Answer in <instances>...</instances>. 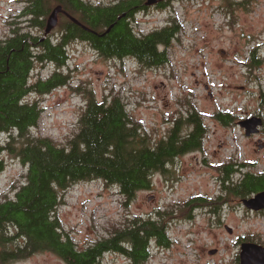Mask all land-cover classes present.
Listing matches in <instances>:
<instances>
[{
    "label": "rangeland",
    "instance_id": "1",
    "mask_svg": "<svg viewBox=\"0 0 264 264\" xmlns=\"http://www.w3.org/2000/svg\"><path fill=\"white\" fill-rule=\"evenodd\" d=\"M25 2L0 0V38L9 33L10 23L24 22ZM173 18L181 29L168 49L170 61L163 66L143 67L131 57L106 58L81 39L67 45L65 64L38 62L33 80H44L59 70L66 83L48 93L34 91L26 98L43 109L31 134L68 145L79 130L85 101L92 96L98 100L121 96L153 142L163 139L177 119L197 110L207 127L202 149L176 157L167 172L154 174L150 189L140 190L130 200L117 186L100 179L72 184L62 193L57 209L62 233L83 249L111 235L129 218L161 213L167 220L169 213L171 245L155 244L146 264H241L243 242L264 246V209L255 211L243 204L253 195L225 194L223 201L218 196L223 190L224 165L244 168L245 164L249 165L245 170L264 171V0H173L164 7L141 10L132 21L136 31L145 34L167 26ZM25 25L43 38L55 39L61 31L57 25L45 35L46 25L21 24ZM255 47L263 59L259 64L251 58ZM219 112L232 114L233 121L218 119ZM252 117H261L263 125L260 132L247 136L239 122ZM7 137L8 133L3 134L1 141ZM10 141L16 143V139ZM5 160L0 196H13L25 181L27 166L11 150ZM240 177L235 174V180ZM198 196L207 205L188 204ZM4 250L0 246V252ZM20 258L2 262L0 256V264H67L51 251ZM99 264H127V259L109 251Z\"/></svg>",
    "mask_w": 264,
    "mask_h": 264
},
{
    "label": "trees",
    "instance_id": "2",
    "mask_svg": "<svg viewBox=\"0 0 264 264\" xmlns=\"http://www.w3.org/2000/svg\"><path fill=\"white\" fill-rule=\"evenodd\" d=\"M56 5L78 16L96 33L68 20L58 24L61 31L55 39L35 36L26 25L21 26L26 23L44 28ZM143 5L144 0H120L108 6H94L86 0H26L21 13L24 22L10 23L9 33L0 38V173L6 168L8 150L27 166L25 181L16 187L14 195L0 196V246L7 249L0 252L2 262L51 251L67 264H98L103 251H115L126 257L127 264H146L155 244L171 245L169 213L167 220L166 214L158 213L129 218L108 237L79 249L70 235L62 233L57 209L63 202L62 193L82 180L100 179L115 185L127 200L140 190L150 189L155 173L167 172L176 157L202 149L207 127L199 112L191 109L186 117L174 122L163 139L153 142L121 96L104 100L92 96L82 108L77 134L68 145H60L49 137L32 136L43 109L38 102L26 100L34 91L48 93L66 83L59 70L44 80H33L32 75L38 62L65 64L67 45L74 40H88L106 58H135L143 67L169 63L168 49L181 24L173 18L161 29L138 33L132 20L144 10ZM251 54L255 64L263 61L256 47ZM217 117L225 123L234 119L223 112ZM6 133L9 143L1 141ZM241 166L244 168H221V201L226 199L225 194L251 196L264 190V171L253 172L245 170L249 165ZM236 173L241 174L237 180ZM195 201L199 206L207 205L200 196L188 204Z\"/></svg>",
    "mask_w": 264,
    "mask_h": 264
},
{
    "label": "water",
    "instance_id": "3",
    "mask_svg": "<svg viewBox=\"0 0 264 264\" xmlns=\"http://www.w3.org/2000/svg\"><path fill=\"white\" fill-rule=\"evenodd\" d=\"M164 0H147V4L152 5ZM65 12L67 13L62 5H57L49 15L45 35H48L58 24H59V14ZM73 20L79 22L75 17H71ZM239 124L245 129L246 135L250 136L260 132V127L263 125V119L261 117H252L239 122ZM243 204L251 210L260 211L264 209V190L256 193L251 198L243 199ZM230 232L233 229L227 227ZM215 252L212 251L211 254ZM241 264H264V246L255 242H243L241 244Z\"/></svg>",
    "mask_w": 264,
    "mask_h": 264
},
{
    "label": "flooded vegetation",
    "instance_id": "4",
    "mask_svg": "<svg viewBox=\"0 0 264 264\" xmlns=\"http://www.w3.org/2000/svg\"><path fill=\"white\" fill-rule=\"evenodd\" d=\"M118 1H120V0H115L114 2H112V3H101V2H99V3H95V2H92V1H90V4H92V5H94V6H99V5H104V6H108V5H111V4H114L115 2H118ZM164 3H167V4H169V3H173V0H164V1H161V2H158V3H156V4H152V5H149V4H147V0H144V5H143V9L144 10H142L143 12L146 10V9H151V8H160V5H162V4H164ZM168 8V7H167ZM71 17H75V18H77L78 19V16H76V15H74V14H70V13H65V12H62V13H60L59 14V24L63 21V20H68V23H69V21H72V22H75L77 25H79L82 29H87L88 30V32H93V33H96L94 30H92L90 27L88 28V26L85 24V23H83L82 22V20L80 19V21L79 22H77V21H75V20H73ZM67 23V24H68ZM86 25V26H85ZM84 42H86V43H89V45H90V42L88 41V40H83ZM91 46V45H90ZM92 47V46H91ZM93 48V47H92ZM94 49V48H93ZM95 50V49H94ZM96 51V50H95ZM100 241V240H99ZM98 242V241H97ZM107 252H109V251H103L102 253H101V255L99 256V261H98V264L100 263V260H101V258L103 257V255L105 254V253H107ZM114 253H118V252H115L114 251ZM19 259H21V258H19Z\"/></svg>",
    "mask_w": 264,
    "mask_h": 264
}]
</instances>
